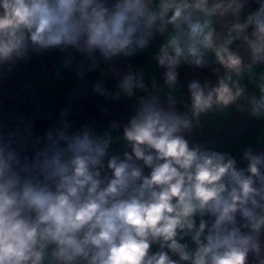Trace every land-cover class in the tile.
<instances>
[{"label":"clouds","instance_id":"9594fccd","mask_svg":"<svg viewBox=\"0 0 264 264\" xmlns=\"http://www.w3.org/2000/svg\"><path fill=\"white\" fill-rule=\"evenodd\" d=\"M157 39L167 91L123 75L145 94L122 135L65 123L23 156L0 136V264H264V151L191 138L210 113L264 121V0H0V77L29 51L109 62ZM181 65L216 78L177 96Z\"/></svg>","mask_w":264,"mask_h":264},{"label":"crops","instance_id":"0c3cea01","mask_svg":"<svg viewBox=\"0 0 264 264\" xmlns=\"http://www.w3.org/2000/svg\"><path fill=\"white\" fill-rule=\"evenodd\" d=\"M223 33L225 29L219 28ZM159 39L150 44L149 48L133 57L117 58L105 62L99 54L89 58L73 49L61 51L49 49L32 52L46 58H54L57 64L48 74L31 69L26 65L14 64L11 72L0 77V97L10 103L15 120L9 121L7 110L0 104V125L3 127L0 136L6 140V134L14 131L18 141L23 140V148H28L36 141H41L49 130L62 128L65 123L73 130L84 125L102 134L113 131V135H122L123 127L134 113L138 98L145 93L137 91L133 97H127L120 91L117 83L106 90V94L96 91L99 79L119 81L129 71L142 72L146 87L152 91L153 81L158 88H164V69L159 67L154 57L158 51ZM93 59L96 66L93 68ZM81 69L85 74L81 76ZM178 92L187 93V84L192 79L204 76L203 70L181 65L179 68ZM117 93L119 97L116 98ZM53 119L49 120L48 117ZM118 125L115 130L112 125ZM194 142L215 150L229 152L240 164L243 151L251 146L254 151H264V121H255L246 114L241 115L235 108L226 114H208L201 117L200 127L191 133ZM122 147L117 146V149Z\"/></svg>","mask_w":264,"mask_h":264},{"label":"built area","instance_id":"2783aa9c","mask_svg":"<svg viewBox=\"0 0 264 264\" xmlns=\"http://www.w3.org/2000/svg\"><path fill=\"white\" fill-rule=\"evenodd\" d=\"M16 64L26 65L27 67H29L31 69H36V70L42 72L43 74H48L54 70V68L57 64V61L54 58H46V57L34 54L31 51H29L28 58L18 60L16 62ZM178 71H179V76H181V71L179 69H178ZM80 74H81V76H84V74H85L84 69H81ZM203 74H204V76L214 75L211 68H204ZM197 79H200L202 81L201 77H198ZM119 81L99 79L97 82V85L99 84L103 88L104 92H106V90L108 88L115 86L117 83H119ZM0 104L5 106V108L7 110V115H8L9 121L15 120V114L12 111V107H11L10 103H7V100H5V98L0 97ZM48 119L52 120L53 117L49 116ZM2 129H3V127L0 125V131H2ZM7 140H11L13 143V146L17 147L18 151L22 150V146L17 144L18 140L16 138L14 131H10L6 134V141ZM24 154L25 153L23 151H21V155L23 156Z\"/></svg>","mask_w":264,"mask_h":264},{"label":"trees","instance_id":"16d2710c","mask_svg":"<svg viewBox=\"0 0 264 264\" xmlns=\"http://www.w3.org/2000/svg\"><path fill=\"white\" fill-rule=\"evenodd\" d=\"M253 8H255V5H253Z\"/></svg>","mask_w":264,"mask_h":264}]
</instances>
